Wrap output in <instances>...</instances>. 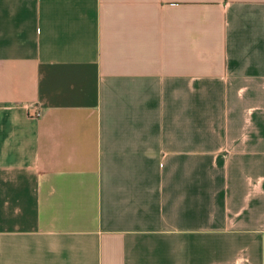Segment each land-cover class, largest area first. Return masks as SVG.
Returning <instances> with one entry per match:
<instances>
[{"label": "crops", "instance_id": "obj_1", "mask_svg": "<svg viewBox=\"0 0 264 264\" xmlns=\"http://www.w3.org/2000/svg\"><path fill=\"white\" fill-rule=\"evenodd\" d=\"M236 262L264 264V0H0V264Z\"/></svg>", "mask_w": 264, "mask_h": 264}, {"label": "built area", "instance_id": "obj_2", "mask_svg": "<svg viewBox=\"0 0 264 264\" xmlns=\"http://www.w3.org/2000/svg\"><path fill=\"white\" fill-rule=\"evenodd\" d=\"M35 115H38V113H36ZM239 262H236L235 264H238Z\"/></svg>", "mask_w": 264, "mask_h": 264}]
</instances>
